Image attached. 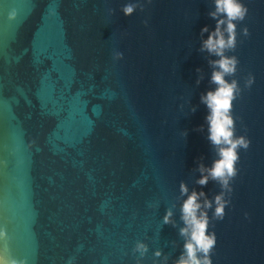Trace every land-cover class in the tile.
Returning a JSON list of instances; mask_svg holds the SVG:
<instances>
[{"label":"water","instance_id":"obj_1","mask_svg":"<svg viewBox=\"0 0 264 264\" xmlns=\"http://www.w3.org/2000/svg\"><path fill=\"white\" fill-rule=\"evenodd\" d=\"M242 2L226 79L240 87L233 117L250 145L224 218L206 210L212 264H264V0ZM215 10L214 0H0V264H176L182 202L221 192L197 183L217 158L201 100L215 88L219 57L203 48Z\"/></svg>","mask_w":264,"mask_h":264},{"label":"clouds","instance_id":"obj_2","mask_svg":"<svg viewBox=\"0 0 264 264\" xmlns=\"http://www.w3.org/2000/svg\"><path fill=\"white\" fill-rule=\"evenodd\" d=\"M216 10L210 15L216 19L215 28L209 32L207 39L203 41V48L207 49L218 59L211 60L213 65L211 82L215 85L212 90L206 91L201 96L202 102L206 105L208 112L205 119L208 122V139L216 147L217 158L212 161L211 167L207 169L208 175H201L197 183L205 185L211 178L218 182L221 192L216 194L210 201L207 198L201 204L199 197L205 194L203 191L193 190L181 205V220L184 227L180 229V234L185 236L184 253L176 264H212L211 253L216 245L214 231H209V216L207 209L214 208L212 216L216 220H222L225 216V207L229 200L224 198L225 190L232 191L230 181L237 174V163L240 159V150H247L250 145L249 138L244 134H237L236 120L233 117V102L241 91L236 79H226L234 77L239 63L235 55H226L227 51L236 47V27L237 23L245 19L248 8L242 0H214ZM125 15L133 12L132 5L123 8ZM204 26L201 31H207ZM244 36L249 34L245 26L241 29ZM121 53H116L115 58H120ZM254 82V76L249 73L244 82V87L249 88ZM201 172L205 169L200 166ZM181 193H186L187 187L182 182ZM171 211H167L164 221L168 222ZM247 216V213H245ZM4 235L0 232V237ZM136 250L143 255L146 245L137 242ZM160 255L159 251L155 253ZM8 264H17L11 260Z\"/></svg>","mask_w":264,"mask_h":264}]
</instances>
